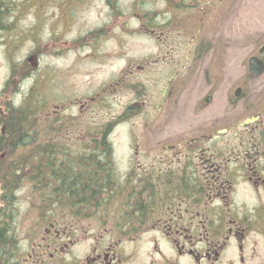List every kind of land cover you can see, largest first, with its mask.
Returning <instances> with one entry per match:
<instances>
[{"label": "flooded vegetation", "instance_id": "af4514ba", "mask_svg": "<svg viewBox=\"0 0 264 264\" xmlns=\"http://www.w3.org/2000/svg\"><path fill=\"white\" fill-rule=\"evenodd\" d=\"M230 1L64 0L61 16L72 22L77 5L97 8L101 23L87 32L95 39L115 28L162 42L191 39L184 61L174 46H160L102 92L70 100L78 115L62 101L58 113L74 125L60 126L51 144L79 150L65 155L60 174L71 168L85 185L44 191L62 198L57 206L32 196L23 220L14 212L11 264H264V44L241 63L194 60L205 53L197 42L206 18ZM254 56L261 74L252 71ZM126 89L132 97L113 112L112 95ZM172 99L166 142L161 122ZM99 107L111 112L104 124L75 125ZM131 117L138 123L126 125L122 161L119 130Z\"/></svg>", "mask_w": 264, "mask_h": 264}, {"label": "rangeland", "instance_id": "374dc122", "mask_svg": "<svg viewBox=\"0 0 264 264\" xmlns=\"http://www.w3.org/2000/svg\"><path fill=\"white\" fill-rule=\"evenodd\" d=\"M61 1L4 0L6 13L3 24L2 20L0 22L1 101H6L4 99L7 98L13 100L15 105H19L32 91L33 96L40 94L39 103L44 106L47 115L54 112L53 110L59 107L65 98L71 107L66 112L78 115L76 106H70V100H81L102 92L101 89L106 87L107 83L123 77L129 64H139L159 55L160 46L163 51L167 45L174 46L177 60H185L190 37L172 35L170 43L165 36L162 42L161 39L122 32L115 28L113 34L95 39L91 35L88 36L87 32L91 27L101 23L97 8L93 5H77L75 19L72 22L70 19L64 20V16H61L63 8ZM146 7L152 6L148 4ZM160 22L164 23L163 20ZM64 23L69 24L66 31L63 29ZM205 23L204 31L197 42V46L202 47L205 53H202L201 58L194 60L215 63L248 61L250 55L256 54L264 44V0H231L225 6L211 12ZM137 25L135 19L129 20L130 27L134 28ZM95 51L98 58L94 56ZM28 65L30 73L27 72L28 75L24 79L16 80L18 72L16 70L25 69ZM129 87L141 88L139 85ZM119 96L120 103L116 101ZM131 97L129 89L124 90L122 94L112 95V101L115 103L113 112L120 110L121 105ZM166 109L168 113L162 119L161 126L167 132H162L160 137L162 141L171 142L173 130L169 129V123L173 122V99L166 105ZM110 115L111 112L107 113L103 107H99L77 125L102 122ZM137 123L138 118L131 117L119 130L118 141L121 145L118 154L122 161L128 157L129 152L128 146L125 145L129 141L125 133L126 125ZM44 128L45 131L49 129ZM59 130L58 127L56 133ZM47 137L57 139L58 142V134ZM56 148L61 151L59 157L79 152L66 146L64 149H60L61 146ZM1 154L0 150V156ZM42 189L40 183L32 184L29 180L22 182L16 199L9 205L15 213L18 211V220L27 218L26 208L30 206L32 196L39 195Z\"/></svg>", "mask_w": 264, "mask_h": 264}, {"label": "trees", "instance_id": "16d2710c", "mask_svg": "<svg viewBox=\"0 0 264 264\" xmlns=\"http://www.w3.org/2000/svg\"><path fill=\"white\" fill-rule=\"evenodd\" d=\"M4 7V0H0L2 24L6 13ZM16 71L15 79L22 80L28 75L27 72L30 73V67L28 65L27 68ZM32 93L31 91L19 105L7 98L4 99L6 101L0 100V264H11V255L17 247L18 240L10 220L14 211L9 205L16 199L22 182L29 180L32 184L40 183L42 190L54 189L56 185L59 189L66 187L67 192H76L85 185L86 180L75 178L71 168L60 174V165L65 157H59L61 151L51 144L56 139L47 136H55L57 128L68 123L57 112L48 116L44 106L39 103L40 94L33 96ZM44 127L49 129L45 131ZM42 190L39 191L43 197L41 204H45L43 199H48L49 206L62 204L59 195H50L51 193Z\"/></svg>", "mask_w": 264, "mask_h": 264}, {"label": "water", "instance_id": "95a60500", "mask_svg": "<svg viewBox=\"0 0 264 264\" xmlns=\"http://www.w3.org/2000/svg\"><path fill=\"white\" fill-rule=\"evenodd\" d=\"M251 63H252V70H253L254 72L260 74V73L262 72L263 69H262V67H261L260 65H258V64H261L262 61L259 60V59L256 58V57H253V58L251 59Z\"/></svg>", "mask_w": 264, "mask_h": 264}]
</instances>
